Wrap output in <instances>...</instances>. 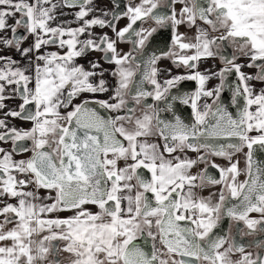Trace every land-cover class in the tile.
Returning <instances> with one entry per match:
<instances>
[{"label": "snow or ice", "instance_id": "obj_1", "mask_svg": "<svg viewBox=\"0 0 264 264\" xmlns=\"http://www.w3.org/2000/svg\"><path fill=\"white\" fill-rule=\"evenodd\" d=\"M109 3L0 0V264H264V0Z\"/></svg>", "mask_w": 264, "mask_h": 264}, {"label": "flooded vegetation", "instance_id": "obj_2", "mask_svg": "<svg viewBox=\"0 0 264 264\" xmlns=\"http://www.w3.org/2000/svg\"><path fill=\"white\" fill-rule=\"evenodd\" d=\"M100 1L106 3L109 7H111V5L109 3V0H97V2H100ZM119 26L120 27H123L124 26L123 25V21L120 22V25ZM181 30L184 31L185 29L182 28ZM96 31L97 32H100L101 30L100 29H97ZM104 31H109V30L108 29H105ZM109 34L111 35V32L110 31H109ZM159 47L160 48H165L166 46H165V44L160 43L159 44ZM96 54L100 57V54L99 53H94V54H92L90 56H96ZM101 63H103V61H101ZM105 65L106 66H111V65H108V64H104V66ZM216 65H217V67L219 66V61H217V64ZM159 67L161 69H164V68L168 69L169 67H171V65H170V62L168 60H162L160 62V64H159ZM253 70H255V69H253ZM182 71H183V69L172 68L173 74H178L179 72H182ZM165 78H166V76L163 75V74L160 77L161 80H163ZM108 79H109L110 82L114 83V81H112V78L110 76L108 77ZM216 83H217V81H216ZM181 87L184 88V89H186V90L193 91L195 89V83L194 82H185ZM97 98H99V99H107V95L99 96ZM225 99L227 100V94H225ZM148 102L151 103L150 100ZM181 111L183 112V115H184V117L187 120H190L191 119V109L190 108H188V109L181 108ZM14 123L19 124L20 122L14 121ZM22 126L27 127V125H22ZM153 139L158 140V137H153ZM158 142H159V140H158ZM236 158L239 159V161H240V167L243 168L244 167V157H243V155L242 154H237ZM259 158H263V156L260 153H259ZM212 171H214V170H212ZM240 179L243 180L244 177L241 176ZM210 191H215V189H210V190L209 189H206L201 194L204 195V196H207V195H209V192ZM93 210H95V209H93ZM65 215H67V214H65ZM252 215L253 216H257V214H252ZM224 227L225 228L227 227V221H225ZM249 239H251V238H249Z\"/></svg>", "mask_w": 264, "mask_h": 264}, {"label": "crops", "instance_id": "obj_3", "mask_svg": "<svg viewBox=\"0 0 264 264\" xmlns=\"http://www.w3.org/2000/svg\"><path fill=\"white\" fill-rule=\"evenodd\" d=\"M97 4H98L99 7L109 8V6L106 3H104V2L100 1V2H97ZM88 59H92V60L99 59V56L96 54V56H90V57H88ZM80 62L85 64V66H87V59L86 60H81ZM241 62H243V61H241ZM216 64H217V61L209 60L206 63L201 65V70L203 71L205 68H213L214 66L217 67ZM104 67L105 68H111L112 66H106L105 65ZM244 71L245 72H249V73L255 72V70L248 69V68H245ZM215 84H216V81L213 80V81L210 82L209 86H214ZM260 86L261 85L257 84V88H259ZM7 103L9 104L10 107H14L15 104L17 103V101L9 100V101H7ZM152 141L153 142H158V140H155L153 138H152Z\"/></svg>", "mask_w": 264, "mask_h": 264}, {"label": "rangeland", "instance_id": "obj_4", "mask_svg": "<svg viewBox=\"0 0 264 264\" xmlns=\"http://www.w3.org/2000/svg\"><path fill=\"white\" fill-rule=\"evenodd\" d=\"M126 23V21H123V25ZM149 23H151V22H149ZM181 31H183V30H181ZM125 51H127L128 50V45H122L121 46ZM165 70H166V68H164ZM218 163H223V161H217Z\"/></svg>", "mask_w": 264, "mask_h": 264}, {"label": "water", "instance_id": "obj_5", "mask_svg": "<svg viewBox=\"0 0 264 264\" xmlns=\"http://www.w3.org/2000/svg\"><path fill=\"white\" fill-rule=\"evenodd\" d=\"M102 112H103V110H101ZM262 156H263V158H264V155L263 154H261ZM257 156L259 157V153H257Z\"/></svg>", "mask_w": 264, "mask_h": 264}]
</instances>
